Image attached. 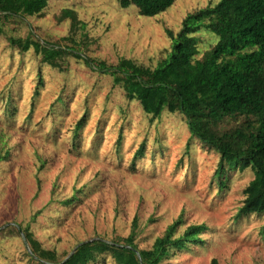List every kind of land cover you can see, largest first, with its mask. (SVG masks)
I'll list each match as a JSON object with an SVG mask.
<instances>
[{
    "label": "rangeland",
    "instance_id": "1",
    "mask_svg": "<svg viewBox=\"0 0 264 264\" xmlns=\"http://www.w3.org/2000/svg\"><path fill=\"white\" fill-rule=\"evenodd\" d=\"M216 2L175 0L143 16L118 0H47L40 13L4 25L0 157H8L0 160V264H36L24 254L30 251L18 227L28 226L62 260L81 241L127 236L134 217L139 248L176 219L182 221L177 234L189 224H206L202 243L165 262L264 264V212L237 216L242 189L254 176L250 167H227L216 176L218 152L190 135L181 114L164 110L151 120L95 65L66 56L59 70L40 62L32 48L22 52L8 41L32 32L40 41L71 44L64 39L71 19H58L70 8L85 25L72 34L83 56L97 64L125 57L154 67L170 47L166 29L176 33L187 13ZM196 35L199 55L216 40L205 29ZM89 264L116 263L103 253Z\"/></svg>",
    "mask_w": 264,
    "mask_h": 264
},
{
    "label": "trees",
    "instance_id": "2",
    "mask_svg": "<svg viewBox=\"0 0 264 264\" xmlns=\"http://www.w3.org/2000/svg\"><path fill=\"white\" fill-rule=\"evenodd\" d=\"M118 1L123 8L132 4L140 15L154 16L175 0ZM46 5L47 0H0V34L14 17L38 14ZM65 18L72 21L71 35L64 38L71 44L40 41L32 32L25 37L9 36V44L22 52L32 48L40 62L59 70L66 56L95 65L100 73L112 76V83L123 89L128 100H137L151 120L164 110L181 114L190 135L218 152L216 176L227 167L252 169L254 176L242 189L244 199L237 216L264 212V0H218L187 13L176 33L166 29L170 47L154 67L125 57L115 64H97L76 49L79 45L72 34L84 28V23L70 8L60 10L58 19ZM201 29L216 40L199 55L196 33ZM142 152L143 146L136 156ZM181 222L176 219L149 247L139 248L134 217L127 236L81 241L62 260L54 250L43 248L28 226L15 231L22 233L30 251L24 254L36 264H89L103 253H109L116 264H171L165 260L192 243H202L200 235L208 229L204 223L189 224L177 234Z\"/></svg>",
    "mask_w": 264,
    "mask_h": 264
},
{
    "label": "water",
    "instance_id": "3",
    "mask_svg": "<svg viewBox=\"0 0 264 264\" xmlns=\"http://www.w3.org/2000/svg\"><path fill=\"white\" fill-rule=\"evenodd\" d=\"M23 242H24L25 247H26L27 249H29L28 246H27V242H26V240H25L24 237H23ZM74 250H75V248L70 252V254H71Z\"/></svg>",
    "mask_w": 264,
    "mask_h": 264
}]
</instances>
